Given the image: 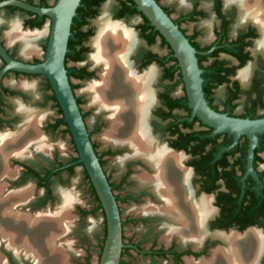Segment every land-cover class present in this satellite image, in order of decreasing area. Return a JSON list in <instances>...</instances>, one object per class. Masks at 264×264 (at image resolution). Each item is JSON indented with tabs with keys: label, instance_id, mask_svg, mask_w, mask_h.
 <instances>
[{
	"label": "flooded vegetation",
	"instance_id": "obj_1",
	"mask_svg": "<svg viewBox=\"0 0 264 264\" xmlns=\"http://www.w3.org/2000/svg\"><path fill=\"white\" fill-rule=\"evenodd\" d=\"M19 1L42 8L50 7L54 3V0ZM95 1L97 2L89 7L92 13L86 14L84 10L79 11L78 14L75 13L76 28L71 33L69 31L70 48L66 49L65 54L68 56L65 58L64 55L63 64L88 137L117 203L121 242L124 246L121 249L118 264H122V256L130 252L147 260L150 264H197L201 262L214 264L212 262L214 254L227 248L221 236L230 234L238 237L256 236L259 242L255 241L254 246L246 254L248 264H264L262 243L264 242V136L255 134L256 143L252 149L248 170L246 138L240 135L233 143L225 133L213 135L189 114L171 49L137 10L134 14H126L123 6L124 4L129 5L127 0L117 1L111 16L108 15L109 21L123 24V20L127 18L135 15L139 17L134 30H129L131 34L133 33L135 45L133 50L127 53L126 58L134 75L143 76L149 69H152L154 73L152 82L148 85L149 98H151L146 100L144 126L147 129L146 132L148 131V136L157 147H163L169 153L180 156L178 171L185 174L182 187L189 200L194 203L201 200L206 202L202 209L206 212L201 218L203 220L199 234L196 237L184 239L176 235L166 238L167 226L171 224L177 227L178 225L172 218L165 217L160 211H155L157 207L162 206V197L151 183L139 178L141 175L151 176L154 171L145 160L132 155L128 146L106 143L111 146L110 149L106 150L102 156L97 154L96 146L90 138L91 133L85 123V114L80 108L81 100L75 94L76 84L71 82V79L78 83L82 81L88 83L99 79L100 68L89 62L92 49L88 42L95 35L93 24L95 19L93 18L96 17L98 11L100 14L105 4H102V0ZM154 1L196 52V63L200 70V88L206 105L212 111L229 118L263 119L264 25L260 24L263 15L256 12L258 15L254 14L250 19L242 18L240 15L242 8L250 4L251 0H167L166 4L161 3V0ZM0 10H4V13L18 11L22 14L21 27L28 31L38 29L46 20L42 16L39 17L10 6ZM38 22L40 25L34 26ZM0 43L4 46L1 40ZM44 48L45 44L42 46V51ZM5 50L14 60L30 64L41 61L37 58L25 61L6 48ZM84 59V64H82ZM2 65L0 61V68ZM7 74L40 77L13 72H6L2 76L0 79V126L4 122L1 114L5 100L14 96L17 91L3 84V79ZM43 81L50 92L49 99L55 104L58 114L57 118L45 126V130H56L62 126L68 133L65 124L53 127L62 116L55 99L51 98L53 94L46 79L44 78ZM177 87H179L178 90H176ZM86 98L89 103L87 95ZM89 106L96 111L94 106L90 104ZM96 112L103 115L104 133L108 128L107 112ZM71 145L76 154L72 141ZM115 149L125 153L118 160L119 168L123 164L125 167L117 184L109 180L103 161V157L113 155ZM76 160L77 155L75 158L64 161L54 159L47 166L38 168L19 159L14 158L10 161L11 164L18 166L20 173L13 180L7 179V176L0 177V181L7 179L3 185H0V221H7L10 218L9 203L6 197L12 193L6 192L7 187H14L24 180L30 181L39 194L32 206L41 207L43 210L42 206L50 202L52 198L51 181L60 178L61 174L69 176L75 166H81L74 164ZM6 162L5 159V164ZM83 173L87 189L96 199L84 169ZM177 182L180 181L177 180ZM128 183L133 184L134 194L137 197L134 201L139 200L136 206H133L134 213L140 215L141 221L152 222V228L155 231L154 238L149 240L147 248L142 247V242H133L124 238V222L120 218L119 202H125L131 198L126 193L124 196H118L114 191L122 188L124 190ZM159 197H161L160 200ZM58 202L59 205L60 200ZM96 202L98 204L97 199ZM146 204L155 206V208L148 210L145 207ZM77 214L83 218L90 212L79 210ZM1 226L0 234L4 235V225ZM4 238L6 239L5 236ZM5 239H0V241H6ZM9 259L10 264H15L11 258Z\"/></svg>",
	"mask_w": 264,
	"mask_h": 264
},
{
	"label": "bare ground",
	"instance_id": "obj_2",
	"mask_svg": "<svg viewBox=\"0 0 264 264\" xmlns=\"http://www.w3.org/2000/svg\"><path fill=\"white\" fill-rule=\"evenodd\" d=\"M256 12L263 15L262 22L258 21L263 26L264 0H251L250 4L242 8L240 15L242 18L250 19L254 14L258 15ZM93 23L96 30L94 37L89 41L93 50L89 62L100 68L99 79L85 83L82 92L88 95L91 106L98 111L107 112L108 128L104 131L102 139L106 143L125 144L132 151V155L142 158L153 169L154 173L151 176L141 175L139 178L151 183L162 197H159V200L162 199V206L157 207L155 211L172 218L178 225L167 226L166 238L170 235L179 236L180 239L196 237L201 230L203 220L201 218L206 212L202 209L206 202L201 200L200 203H194L189 200L182 187L185 174L178 171L180 156L169 153L163 147H157L144 126L145 104L150 95L148 85L152 82L153 70L149 69L143 76L134 75L126 58L127 53L135 45L133 33L131 34L122 23L109 21L106 5L102 7L100 16ZM10 26L11 35L8 38L19 40L22 43V52L26 55L32 53L34 51L32 44L41 33H22L16 25ZM22 88L30 89V86L23 85ZM16 112L23 118V125L13 135L0 138V177L11 175L5 164L8 155L19 157L30 145L40 151L47 148L37 129L41 116L32 115L19 104ZM28 192L24 190L6 197L10 218L7 221H0V228L4 225L5 231L4 235L3 233L1 235L5 236L9 243L16 244L17 248L21 246L31 248L32 251L28 250L30 251L28 253L26 249L25 252L35 264H66L67 253L64 248L66 244L61 242L60 235L71 223L69 209L72 197L66 193H59L61 205L53 211L36 215H20L14 212L12 207L20 201L27 200ZM145 207L148 210L155 208L149 204ZM221 239L227 244V248L214 254L212 260L214 264H248L246 254L254 246L255 241L259 242L254 235L238 237L230 234L221 236ZM262 243L264 245V242Z\"/></svg>",
	"mask_w": 264,
	"mask_h": 264
},
{
	"label": "rangeland",
	"instance_id": "obj_3",
	"mask_svg": "<svg viewBox=\"0 0 264 264\" xmlns=\"http://www.w3.org/2000/svg\"><path fill=\"white\" fill-rule=\"evenodd\" d=\"M117 1L118 0H102V4L106 5V10L109 16H111ZM166 1L167 0H161V3L166 4ZM98 13L93 20H96L100 16ZM138 22L139 17L137 15L123 20V24L130 31L134 30V26ZM21 23L22 14L18 11L4 13V10H0V40L7 50L15 53V55L22 60L26 61L31 60L32 58L41 60L43 52L42 46L45 44L47 38L49 21L46 19L38 29H32L29 31L26 28L21 27ZM12 24L16 25L18 30L22 33H41L39 38H37V40H35L32 44L34 50L32 53L26 55L25 52H22V43L19 40H10L8 38V36L11 35L10 25ZM84 61L85 59L81 63L84 64ZM68 65L70 66V63H68ZM43 80V77H25L21 75L13 76L12 74H7L3 79V84L5 86H8L13 90H19V92L15 91L16 93L14 96L5 100V106L3 107V113L1 114V118L4 122L3 125L0 126V136L4 138L3 135L5 134V137L13 135L16 133L17 129L20 128L18 125H21L23 118H20L16 112L17 105L19 104L21 107L32 113V115L41 116L37 129L47 146L45 151H40L37 147L30 145L25 148L22 155L20 154L19 157L8 155L6 157V165L11 175L6 178L9 180H13L20 173L18 166L10 163V161L14 158L38 168L40 166H47L54 159L64 161L76 157V154L72 149L70 137L64 127L61 126L56 130H45V126L57 118L58 114L55 104L49 99L50 92L47 90ZM71 82L76 84L75 94L81 100L80 108L85 114V123L91 133V141L96 146L97 154L102 156L105 154L106 150L111 147L108 146L102 139L104 129V125L102 123L103 115L96 112L98 111L97 109L95 111V109L89 106L90 100L88 103L86 98L87 94L85 95L82 92L86 81L78 83L71 79ZM23 85L30 86V89L22 88ZM178 89L179 87L176 88V90ZM15 128L17 129L13 132ZM124 154V151L115 149L113 155L103 157L105 172L113 184H117L125 167L123 164L119 168L118 161ZM6 178L0 181V185H3L5 181H7ZM50 187L52 190V198L50 202H47L42 206L43 210L41 207L32 206L39 194L38 190L28 180H24L14 187H7L6 192L13 194L16 191H29L27 200L25 199L23 202L20 201L13 207V211L21 215H35L45 211H53L57 208L59 200L60 204L58 206L61 205L59 193H66L67 195H70L72 197L69 209L71 223L65 229L64 233L60 235L61 242L66 244L64 247L65 253H67L66 264H97L105 232L104 220L101 210L97 207L96 199L87 189V183L85 181L82 167L79 165L75 166L69 176L61 174L60 178H55L51 181ZM114 193L118 196H124L126 193L131 198L128 201L119 202L120 218L124 222V238L133 242H142V247L147 248L149 240L154 238L155 231L154 228H152V222L141 221L139 219L140 215L134 213L133 206H136V202L139 200H136V202L134 201L137 197L134 194L133 184L128 183V185L124 187V190L123 188L115 190ZM79 210L89 211L90 214L80 218L77 214ZM2 236L0 234V239H5ZM15 246L16 244L9 243L7 240L0 241V264H10L9 258H11L15 264H35L34 261H32V259L27 255L30 252L28 250H31V248L21 245H17L21 246L18 248ZM26 249L28 253L25 252ZM122 260V264H150L147 260L135 256L131 252L124 254L122 256Z\"/></svg>",
	"mask_w": 264,
	"mask_h": 264
},
{
	"label": "water",
	"instance_id": "obj_4",
	"mask_svg": "<svg viewBox=\"0 0 264 264\" xmlns=\"http://www.w3.org/2000/svg\"><path fill=\"white\" fill-rule=\"evenodd\" d=\"M131 2L171 49L189 114L213 135L225 133L233 143L240 135L244 136L249 170L252 149L256 143L255 134L264 136V118L236 119L212 111L203 100L196 52L186 38L154 0ZM79 4L80 0H54L52 6L42 8L19 0L0 1V9L10 6L42 16L49 21L43 56L36 64L12 59L0 43V61L3 63L0 68V79L6 72L46 79L76 151L77 160L74 164H80L84 169L103 214L105 233L97 264H118L124 246L121 242L117 203L88 137L63 64L71 20L75 17V10Z\"/></svg>",
	"mask_w": 264,
	"mask_h": 264
},
{
	"label": "trees",
	"instance_id": "obj_5",
	"mask_svg": "<svg viewBox=\"0 0 264 264\" xmlns=\"http://www.w3.org/2000/svg\"><path fill=\"white\" fill-rule=\"evenodd\" d=\"M96 2L97 1H95V0H80V6L75 10V13L78 14V12L81 10H84V12L86 14L92 13L91 10H89V7L93 6ZM127 2H129V5L124 4V6H123V9L126 11V14L130 15V14L136 13V9H135L134 5L132 4L131 0H127ZM119 15H121V14H119ZM146 24H147V22H146ZM39 25H40V22L34 24V26H39ZM75 28H76L75 27V18H73L71 21V25H70V30H69L70 33ZM68 48H70L69 38H68L67 44H66V49H68ZM67 56H68V54H65V58H67ZM51 98L54 99L53 96H51ZM58 125H64L62 118L58 119L54 123L53 127H57ZM97 207L99 208L98 204H97Z\"/></svg>",
	"mask_w": 264,
	"mask_h": 264
}]
</instances>
